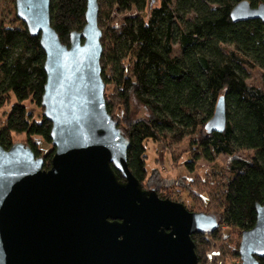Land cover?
<instances>
[{
  "label": "trees",
  "instance_id": "1",
  "mask_svg": "<svg viewBox=\"0 0 264 264\" xmlns=\"http://www.w3.org/2000/svg\"><path fill=\"white\" fill-rule=\"evenodd\" d=\"M240 1L99 0V23L105 22L107 9L112 20L102 37L106 103L130 140L128 165L134 176L141 183L146 179L147 140L178 143L201 132L193 143L202 149L204 159L230 158L231 175L220 211L209 212L220 226L212 233L193 235L200 262L206 261L200 246L206 255L212 240L226 241L233 230L242 237L256 224L257 204L264 203V23L233 21L231 11ZM248 1L254 7L264 2ZM86 10V0H51L52 25L63 43L70 44L71 33L83 30ZM119 15L121 25H115ZM45 60L40 36L31 35L24 22L0 24V108L15 99L0 127V144L9 149L15 143L13 134H24V144L42 156L49 169L55 149L42 155L38 140L52 144V123L42 106ZM253 68L263 71L262 87L248 82ZM108 86L114 87L115 96L107 95ZM221 96L225 129L208 132L206 125ZM133 99L146 109V116H132ZM26 101L41 108L38 116L26 108ZM117 105L124 111L123 119L115 114ZM198 159L195 154L187 161L188 170L194 171ZM225 229L230 232L227 237ZM232 254L239 256V248ZM259 260L264 264V257Z\"/></svg>",
  "mask_w": 264,
  "mask_h": 264
},
{
  "label": "water",
  "instance_id": "2",
  "mask_svg": "<svg viewBox=\"0 0 264 264\" xmlns=\"http://www.w3.org/2000/svg\"><path fill=\"white\" fill-rule=\"evenodd\" d=\"M86 1L85 26L66 44L52 25L51 0H15L46 53L42 106L55 152L45 169L29 146L0 144V264H199L193 235L220 221L144 190L131 172L130 140L106 103L100 3ZM231 18L264 23V2L242 0ZM225 126L221 96L206 129ZM256 208V224L242 232V264L264 257V203Z\"/></svg>",
  "mask_w": 264,
  "mask_h": 264
},
{
  "label": "rangeland",
  "instance_id": "3",
  "mask_svg": "<svg viewBox=\"0 0 264 264\" xmlns=\"http://www.w3.org/2000/svg\"><path fill=\"white\" fill-rule=\"evenodd\" d=\"M153 1L158 3V0ZM104 19L105 22L99 23L102 31L109 29V24H112L108 9L104 11ZM121 22L122 15H119L117 20H115V25H121ZM0 24L12 26L22 24V21L17 17L15 0H0ZM250 75L248 82L251 85L263 86L262 70L258 68L250 69ZM109 93L114 94L113 96L116 95L113 86L107 87L108 96ZM14 102L15 99L0 108V127L4 124ZM25 105L35 116H38L40 114L39 111H42L41 108L30 101H26ZM131 110L134 118L143 117L147 114L146 109L135 99L131 102ZM123 113L124 111L117 105L115 114L123 119ZM192 137H185L178 143L147 140L145 142L147 176L141 184L144 190H153L162 199L183 203L189 211L217 213L220 211V205L222 204L225 183L229 175H231L229 172L230 158L220 155L214 162L207 161L201 156L202 149L198 147L197 143H193L194 139L198 141L202 137V133L197 132ZM38 140L41 144L42 155H46L52 150V144L45 143L39 138ZM13 141L24 144L26 137L24 134H13ZM195 154L199 155V159L195 163L194 171H190L186 163ZM158 185H161V187ZM229 233L225 229L224 237H227ZM241 238L240 233L237 230H233L226 241L212 240V245L206 248L208 250L206 255L203 253L205 247L200 246V253L206 261H199V264H242L240 254L239 256L232 254L236 247L239 248ZM226 242H229L230 246Z\"/></svg>",
  "mask_w": 264,
  "mask_h": 264
},
{
  "label": "flooded vegetation",
  "instance_id": "4",
  "mask_svg": "<svg viewBox=\"0 0 264 264\" xmlns=\"http://www.w3.org/2000/svg\"><path fill=\"white\" fill-rule=\"evenodd\" d=\"M122 180H124V179H122ZM241 259V258H240Z\"/></svg>",
  "mask_w": 264,
  "mask_h": 264
}]
</instances>
